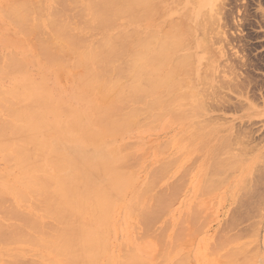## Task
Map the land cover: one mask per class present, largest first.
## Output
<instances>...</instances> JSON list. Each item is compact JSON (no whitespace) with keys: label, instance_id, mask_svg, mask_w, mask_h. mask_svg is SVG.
<instances>
[{"label":"rangeland","instance_id":"374dc122","mask_svg":"<svg viewBox=\"0 0 264 264\" xmlns=\"http://www.w3.org/2000/svg\"><path fill=\"white\" fill-rule=\"evenodd\" d=\"M6 1L9 4L5 3ZM10 1L13 2L15 0ZM39 1L44 7V10H42L43 7H41L42 5L39 3L40 9L42 8L41 11L43 12H41L42 17L39 15V21H42L45 25L43 26L45 31H43L46 32L48 31L46 22L47 18H49V10L52 8L51 5H56L54 7L58 9L61 7L59 4H62L58 2H63V0H44L43 2H41V0ZM153 1L156 3L153 7H159V9H151L153 10V12L151 11L153 14H157L155 15V19L154 15L149 11V16H153L152 18L147 16V19L137 20L138 23L135 22L131 27H133V29L137 28L139 31L142 29L144 32L156 28V32L151 31L154 34L156 33L154 35L155 39H159V37H161V32H163L165 29L167 30L170 28V32L177 30L174 33H177V37L181 41V46L178 47L180 50H175V52L170 50V52L167 54L168 60H172V62H174V58H181V55H184L185 57L183 56L181 60H184V64L182 63V65L180 62L178 69L181 71L183 70L181 69L182 66L184 70L186 67H188L185 71H187V74L190 72L189 75L192 77L189 75L187 76V74L186 76L183 75L182 77L181 75L184 74V71L181 73L177 71L178 69L175 67V71L173 70L171 72H174L175 74L177 73V75L169 72L167 69L170 67L168 65L171 64L168 60H166L168 67L166 66L167 68L162 70V74L164 72L167 73V76L164 77L170 78H167L168 81L165 78L167 81L166 83L169 82V84L165 83L163 85L164 87L162 86L159 89V94L149 95L146 100L149 101V99L154 96H160L164 99L162 100V103H160V106L158 107L159 104L153 105L154 108L151 106L152 109L148 108L146 111L145 109L147 105L144 107V105L139 103L138 106H140V108L143 110L141 111L143 112L142 115L144 114V117H142V115H134V119H136L137 116L142 117L136 119V123L138 122L137 125L136 123L135 125H133V123L129 124V126L132 125L130 128L126 126V130L122 129V133H118L117 136H115V134L114 137H108L112 133H108L109 135L105 134L107 135L106 137L102 135L104 142L106 141L113 147L117 148L119 155L125 156V160L127 161L125 162V165L129 163L132 165L130 164L131 167L121 166L122 168H120V170L125 173V176L123 177L124 183L117 191V194L112 193L114 187L107 183V180H109L108 178L102 177L98 178L97 182L94 181L96 186H101V184L107 185L109 194L112 193L113 195L111 197L112 201L109 202L105 209V218L101 221V223L100 221L96 220V226L99 228V230L100 227L103 229L97 231L100 235V242L98 243V246L100 247L98 256L103 255V252L104 256H101V258L98 257L95 264H105L106 260V262H108L107 264H119L118 262H120V259H123L121 260L122 262L126 257L128 258L125 259V264H131V262H129V258L131 259L135 255V258L137 259L138 257L142 263L146 262L144 264H175V262L178 263L180 260V264H236V262L237 264H242L240 257H238L240 260L238 258L235 259L237 256L242 254V252H239L241 250H243V253H245L243 256L245 259L243 258L242 260L247 261L246 264H264V0ZM11 2H8V0H0V10L2 13L4 7L1 5L6 4L9 6ZM44 2H46V4ZM191 5L192 7H190ZM188 7L190 8L188 9ZM74 8L75 7L70 9L71 12L76 10V8ZM184 10H189L187 11V17L185 14H183ZM203 10L206 12V16L203 15L205 13ZM1 12L0 14L3 15ZM71 12L67 15V10H65L63 15L69 17ZM208 14L210 16H208ZM1 15L0 57L3 61L7 59H3L6 57V54H8L7 57H11L13 54L24 56L26 67L23 69L25 71L24 73L13 74L9 77L7 74H4L5 80L0 77V89L3 88V90L8 91L11 89L14 82L18 81L19 84H23L20 86L19 89L21 90L19 91L30 92V83L39 85L41 82H44V84H46L48 87L46 88L45 86V91L53 98L54 104L59 105V102H71L73 105H76V97L73 93V83L76 82L80 71H78V68L76 67V69L74 66L69 68L72 64V61H70L71 58L68 56V58L62 63L55 62L54 64L52 62L54 65L51 63V65L49 63H45L46 65H49V67H44L40 64V62L35 61L36 53L33 52L36 51H33L34 47L30 45V43L34 45V37L32 35V37H28L30 34L28 35L18 32V29L15 28L13 24L8 23L7 20V22L4 21V17ZM201 16L203 17L201 18ZM176 18H179L180 22H176ZM182 22L184 23L183 25H181ZM188 23L192 26H190L192 30V32L190 31L191 34L189 33V30L187 31L185 29V25L189 26ZM181 26L184 28H179ZM14 28L17 29L15 34L13 33L15 31ZM167 31H164L163 33L169 34L170 32ZM22 34H25V36ZM87 34L88 33L85 35L90 36ZM186 36H188V38H192L190 40L191 44L187 43V39L184 42L183 39L187 38ZM7 37H9V40L6 39ZM26 37L31 39L26 41L24 40ZM90 38L94 39L95 36L92 35ZM8 42L12 44H9ZM13 51L15 53H13ZM179 53L181 57L178 56ZM178 60L180 59H177V61ZM66 61H68V63ZM57 63L62 67L58 65L59 68L57 67V69H55ZM65 64L68 66H64ZM174 64L175 63H173V65ZM63 67H67V69H63ZM53 69H55L60 74L57 73V76ZM75 69L78 72L75 71ZM41 70H44V78L43 75H41ZM194 73H197V75ZM71 75H73L72 77L75 78H71L70 80L69 78ZM172 75L175 76L173 77ZM200 76L202 78H200ZM184 77L187 79L185 82L182 81V79H185ZM59 79H61V81ZM174 80H178L179 85H177L178 82L175 83L176 81ZM201 80H203L204 83L203 81L200 82ZM24 83H28V86L25 87ZM202 83L206 88L201 86L203 85ZM170 84L176 88L175 90H178L176 93H171L172 95L169 93L173 90L167 94L165 93L166 95L169 94L168 96H170L166 97L164 96V92L166 90L169 91L168 87L171 86ZM185 84L187 85L185 86ZM189 86L191 87L189 88ZM200 86L202 88H199ZM162 88H164L165 91H163ZM200 91L201 93L204 91L205 94L203 92L202 96L201 93H198ZM185 92L189 97L192 96L189 99L187 98L190 103L193 100L191 104L195 103L194 105L201 106H198V108H194L197 106L190 107L189 101H185L186 98L184 99L179 96L182 98L180 99L178 97L180 94L185 95ZM174 93L176 94L175 99L172 98L174 101H178L179 99L183 100H179L181 106L180 109L177 107V110L171 109L174 108L173 106L176 103H178L175 101L176 103L171 105V102H174L170 98L174 96ZM192 93H195V96H193L194 94L189 95ZM196 96L201 97L202 99L196 98ZM194 99H199V101L203 100V102L199 103ZM186 102H188V104ZM196 102L198 104H196ZM162 104H164L166 108ZM168 104L170 105L168 106ZM184 104L188 107H184ZM177 106H179V104ZM181 107L190 109V113H188L187 110L181 109ZM192 108L195 109L196 112H194ZM199 108L202 111H200ZM191 110H193V113ZM141 111L138 113L141 114ZM153 112H158V115L156 114L158 116L156 117L157 119L155 118L153 120L152 117L156 116L155 113L153 115ZM146 114H148L147 116L150 117L148 118L145 116ZM43 115L49 119L48 121L50 123L48 121V123L45 122L46 125L43 126L44 128L42 127L39 129V131L37 130V139L35 137L30 139V143L28 142V147L33 151L32 158L38 160V162L41 163V169L44 170V168H46L45 171L50 172L52 167L49 165V162H47L48 159L46 160V158H49V155H51V152L54 149L56 151L62 149L60 148L57 150L55 147L57 145H61L62 147L64 146L63 149H65L68 146H71L75 139L79 138L77 134L73 133L67 128H64V132H61L62 128L59 127L60 122H64L65 124L66 120L65 113L62 109L59 111L47 109ZM170 115H174L172 118H177L180 115L181 116L180 119H178L179 117L177 119H172ZM2 116L3 113L0 110V117ZM160 117L163 118L160 119ZM150 120H152L151 124ZM147 122H149V126L146 124ZM47 124L51 125V127L49 125L48 127ZM190 126L193 128L191 129ZM211 127L213 129L212 131L209 130ZM208 130L209 132H207ZM197 136H200L202 139L204 138L205 140H203L207 141V144H209L211 147L209 145V147H201L200 144H202V146L205 144H203L204 142L199 140ZM191 140L196 141L193 143ZM222 141L225 146H216V144L219 145L218 142L221 143ZM121 143H125L126 147L123 145L121 146ZM190 143H193V145H189ZM207 144L205 146H207ZM6 145L9 147L10 144L8 143ZM38 146L40 148H38ZM198 146L201 147L202 150L200 148L197 150L196 147ZM34 148L40 149L41 152L38 154L41 153V156L36 154L38 150L35 151L36 149ZM210 148H214L212 149L214 155L216 156L214 157L218 158L215 160L218 163L215 162L216 164H212L211 166L210 160L212 159L213 154L210 153L209 156L207 155L208 151L212 152L210 151ZM34 152L35 154H33ZM202 152L204 153V156ZM211 155L212 157H210ZM206 156L209 158L206 159ZM237 156L239 157V160H235V162L237 161L238 163H233L234 158ZM40 157L42 161L41 159L39 160ZM0 158V172H2L0 175L5 176H0V189H6L7 184L17 181V179L20 177V173L14 169L12 164L11 166L13 168H11L10 165H7V163H5L6 160H3L4 158L2 155H0ZM215 158L212 159V163H214ZM223 162H225L226 165ZM5 164L6 167L4 166ZM161 164H164V166H161ZM157 165L160 168H155ZM216 165H222L223 167L220 166L218 169L216 168ZM169 167L170 169H167ZM130 168L134 169L131 170ZM212 170H214L213 173L211 172ZM151 171L153 172L150 173ZM158 171L163 173V177H161L162 173ZM153 173L154 176H159L153 177ZM13 176L17 179H12ZM212 176H216V179ZM3 178L7 179L5 180ZM88 178L91 179L90 177ZM147 178H154L157 180L156 182L153 181L154 179L151 180L153 182L152 184ZM8 179H12L10 180L11 182H7ZM146 179L147 182L150 181L147 183L149 187L146 188L149 191L146 190V194H140L139 197L136 194H138L139 191H142L144 186L147 187L144 185ZM207 179H212V181H209L210 183L206 184ZM169 183H171L173 186V190L171 189L172 186ZM211 183H214V185H211ZM199 186L200 189H198ZM204 189L207 190L206 193H204L206 191ZM131 192L133 194H131ZM153 193H159L161 195L155 196ZM149 194H153L155 199L156 197H162L163 199L165 198V200H161V203H158L153 197L150 198ZM7 196H9L14 206L21 207L24 205L20 204L26 203L24 201H19L12 194H8ZM137 197H139V199L141 198V202H139ZM5 198V201L10 200L8 197L7 200ZM157 200L159 201L160 199ZM137 201L139 202V205ZM153 201L156 202L155 205H157L159 209H156L157 207L154 204H151ZM9 202L3 203V206L8 207ZM6 203L8 204L6 205ZM28 203L30 204V209H28L36 212L31 206V203L29 201ZM89 205L92 206V204ZM145 206H147V208L150 207L151 210L150 208H144ZM140 207L144 208L145 210H143V218L145 221L141 220L142 213H140V216L136 213L137 208ZM89 208V214L91 215L92 212V218H96L98 212L94 209V211H91L92 207ZM153 210H155V213L157 211L159 212V210L160 212H157L158 215L157 213L153 214ZM145 213L150 214V216H152V214L157 215V218H154L156 216H152V221H149V218L151 219V217L147 215L149 217L147 221V216H145ZM4 219L6 218H0L1 221L8 222V220L6 221ZM42 219H45V217ZM142 221L144 224L147 223L148 226L147 224L144 225ZM222 235H224V237ZM227 235L229 238L225 237ZM173 238L175 239V243ZM23 244L24 243L11 245V247L13 251L20 249L18 252L21 254L26 252L25 254L27 256H25L28 258L33 259L36 257L34 260L42 259L44 255L46 257L49 256V258H56L52 257V254H49L47 250L39 247L38 245L32 246L31 243H25V245H28L25 246ZM103 245H107L108 247L106 246V248ZM168 245H171L170 247L172 248L168 247ZM103 247L105 251L102 250ZM27 251L29 252L27 253ZM248 252L249 254H246ZM2 253L3 252H0V264H10V260L12 262L11 257L7 256L6 253ZM38 254L39 257H37ZM129 254H131V257H129ZM163 257L166 258L164 259ZM178 258L181 259L178 261ZM226 258L230 261H228ZM155 261L159 263H156ZM134 262H136L135 259ZM123 263L124 262L121 264ZM243 264L245 263L243 262Z\"/></svg>","mask_w":264,"mask_h":264},{"label":"bare ground","instance_id":"6f19581e","mask_svg":"<svg viewBox=\"0 0 264 264\" xmlns=\"http://www.w3.org/2000/svg\"><path fill=\"white\" fill-rule=\"evenodd\" d=\"M43 1L44 0H41V2H43ZM45 1H47V0H45ZM59 1H62V0H59ZM160 1L162 2L164 0H160ZM165 1H167V0H165ZM189 1H191V0H189ZM8 2H11V1L8 0ZM5 3H7V1ZM39 3H40L39 0H15V1L11 2L9 6L6 4H5L6 6L1 5L4 7V10H2L3 13L0 10V12L3 14V15H1V14L0 15L4 17V19H3L4 21L7 20L8 23L13 24L15 26V28L18 29V32L25 33L28 35L30 34V36H28V37H32V36L34 37V45L35 46L32 45V43H30V45L35 48V49L33 48V51H36V52H33V53H36L35 54L36 55L35 61L40 62V64L43 65L44 67H46V66L49 67V65H46L45 63H49V64L50 63L55 64V62L62 63L63 61H65L68 58V56L71 58L70 61H72V64L70 65L69 68L74 66L75 68L76 67L78 68V69L76 68L78 71H80V74L78 73L79 75L77 76L76 82L73 83V89H74L73 93L76 97V105H73L71 102H66V103H64V102L60 103L59 102V105L54 104L53 98L51 96H49L45 91V86H46V88H48V87L46 84H44V82L43 83L41 82L39 85L29 82L30 88L29 87L28 88L30 89V92L19 91V90H21V89H19L20 86H22L23 84L22 85L19 84L18 81L14 82V84H13L14 86L12 85L11 89L8 91L3 90V88L0 89L1 90V92H0L1 109L0 110L3 113V116L0 117V155H2V157L4 158V159L2 158L3 160H6V162L5 161H3V162L7 163V165H10L11 168L14 167V169H16L20 173V177L17 176V177H19L18 179L15 178L14 176L12 178L15 180L17 179L16 182H11L10 180H12V179H8L7 182H11V183H9L7 185L5 184L6 189H0V211H1L0 218L3 217V218H6L4 220H6V221L8 220V222H3L0 220V252H3L2 254L6 253L7 256L11 257L12 262L10 260V262H9L10 264H95L97 262L98 257L101 258V256H104V252H103V255L100 254L101 256H98L99 248H100L98 246V243L100 242V235L97 231H100L103 229L100 227V230H99V228L96 226V220L100 221V223H101V221L105 218V216H106L105 209L108 206L109 202L112 201L111 200V197L113 196L112 193L117 194V191L122 187V185L124 183L123 177L125 176V173L120 170V168H122L121 166H123V167L124 166H128V167L130 166L131 167V165H132L129 162H128L129 164L125 165V162H127L125 160V156L119 155L117 148L113 147L111 144L107 143L106 141L104 142L102 137L103 136L106 137L107 135H109L108 133H110V134L112 133L108 137H110V136L114 137L115 134H116L115 136H117L118 133H122V129L126 130L125 129L126 126H128V128H130L132 126V125L129 126V124L133 123V125H135L137 118L144 117L143 116L144 114L142 115L143 110L140 108V106H138L139 103L144 105V107H145V105L148 106V107L146 106V109H145L146 111L148 110V108L150 109L151 106H152V108H154L153 105L159 104L158 107L160 106V103H162V100H164L160 96H154L151 99H149V101H146V100H147L149 95L159 94V91H160L159 89L168 81V79H170L168 77H164V76H167V73L164 72L162 74V70L167 68L168 66H170L167 70L169 72H171L175 68L176 69L179 68L180 62H181V64L184 62V60L181 61L184 55H181L182 56L181 57L180 53L178 54V56L181 58H174L175 59V61L173 60L174 62H172V60H168V55H167L168 52H170V50H173V52H175V50H177V51L180 50V48H178V47L181 46V41L177 37V33H174L177 30H173L172 32H170L171 31V30H169L170 28L167 29L169 31H167L166 29L165 30L162 29L165 32L166 31L170 32L169 34L168 33L165 34V33H163L164 32L163 31L160 34L161 37H159V39H155L154 35L156 33L154 34L152 32H156L157 31L156 28L150 29V30H147L144 32L142 29H140V31H139V29H137V28L133 29V27H131V26H133V24L135 22H137V20L147 19L146 17L149 16L150 13L153 12V10H151V9H153L154 8L153 6H155V4H156L153 0H63V2H58V3H62V4H59V5H61V7L58 9H56L54 7L56 5H51L52 8L49 10V18H47V22H46V26L48 28V31H46V32H44L45 29L43 28V26H45V25L43 24L42 21H39V19H40L39 15H40V17H42L41 14L43 13L41 11L42 8L40 9V4L42 5V3H40V4ZM44 3L46 4V2H44ZM54 3H55V1H54ZM175 3H177V2H175ZM7 4H9V3H7ZM57 6H58V4H57ZM164 6H166V5H164ZM41 7H43V5ZM73 7H75L76 10L71 12L70 9H72ZM190 7H192V5ZM190 7H188V9ZM154 9H159V7L154 8ZM198 9H199V7H198ZM42 10H44V7ZM65 10H67V15L71 12L69 17L63 15L65 13ZM185 10H184L183 14H185L187 17V11H189V10H187V11H185ZM149 11H150V13H149ZM153 15H154V19H155V15H157V14H153ZM203 15L206 16V12ZM208 16H210V15L208 14ZM149 17H151V16H149ZM202 17L203 16H201V18ZM203 20H205V19H203ZM177 21H179V18L178 19L176 18V22ZM183 22L181 23V25L184 24ZM139 23H140V21H139ZM144 26H146V25H144ZM190 26H191L190 24H189V26L185 25V27H186L185 29L187 31L189 30V33H190V31L192 32V30H191L192 26L191 27ZM182 27L183 26H181L179 28H182ZM189 27H190V29H189ZM17 29H15V31L13 32L14 34L17 31ZM187 31H185V32H187ZM142 32H144V33L141 34ZM86 33H88L87 35H90V36H86L85 35ZM189 33H186V34H189ZM25 34H22V35L25 36ZM92 35L95 36L94 39L90 38ZM185 35H184V37H185ZM28 37H26L27 39L25 38L24 40L27 41V40L31 39V38L28 39ZM182 37H183V35H182ZM186 37L187 38L183 39L184 42L187 39L186 40L187 43L191 44L190 40L192 38H190V37L188 38V36H186ZM8 38L9 37H7L6 39L9 40ZM188 41H190V42H188ZM5 42H7V41H5ZM9 44H12V43H9ZM16 45H18V44H16ZM190 48H191V46H190ZM13 53H15V52L13 51ZM181 54H183V53H181ZM190 54H191V52H190ZM13 55H15V54H13ZM13 55L11 57H7L8 54H6V57H4L3 59H5V58H7V59H5L3 61H2V58L0 57V77L2 79H4V77H5L4 74H7L9 77L10 75H13V74H20V73L25 72L23 70L26 67L24 56H21V55L13 56ZM39 55H40V57H39ZM172 58H173V56H172ZM177 59H180V60H178L179 62L177 61ZM166 60H168L172 66L171 65L167 66ZM2 62H3V65H2ZM66 62L68 63V61H66ZM173 63H175V64L173 65ZM40 64L38 63L39 66H40ZM58 65L59 64L57 63L55 69H57ZM176 65H178V66H176ZM59 66L62 67L61 65H59ZM64 66H68V65L65 64ZM182 67H181V69H183V70L180 69L181 71H179V69H178L177 71H179L181 73H182V71H184L183 72L184 74L181 75L183 77V75L186 76L187 71H185V70H187L186 68H188V67H186L185 70ZM65 68L67 69V67H63V69H65ZM55 69H53V70L56 72V74L59 73ZM76 69H75V71H77ZM36 72H38V71H36ZM43 72H44V70H41V75H43ZM171 73H174V72H171ZM189 73L187 74V76L189 75ZM194 74L197 75V73H194ZM1 75L2 76L4 75V76L2 77ZM175 75H177V73ZM175 75H172V76L174 77ZM57 76H58V74H57ZM72 76L73 75L70 76V78H69L70 80H71V78H73ZM189 76L192 77L191 75H189ZM12 77H10V78H12ZM43 78H44V75H43ZM57 78H59V77H57ZM165 78L166 79L168 78L167 81L165 80ZM184 78H185L184 80L182 79L183 82H185V80H187L186 77H184ZM200 78H202V77L200 76ZM59 80L61 81V79H59ZM64 80H66V79H64ZM174 81H176V80H174ZM202 81L203 80H201L200 82H202ZM175 83H177V85H179L178 80ZM203 83H204V81H203ZM27 84L28 83H26V84L24 83V86L25 87L28 86ZM166 84H169V82ZM187 84H185V86ZM170 85L171 86L168 87L169 91L166 90L167 92L164 90V88H162L163 91H165L164 96H166V97H170V96H168L169 94L172 95L171 93H173V92L176 93V91L178 90V89L175 90L176 88H174L172 84H170ZM2 86H4V85H2ZM201 86L202 87L204 86V88H206L204 84ZM201 86L199 88H202ZM25 87H24V89H25ZM190 87L191 86H189V88ZM28 88H26V89H28ZM192 89H193V87H192ZM185 90H187V89H185ZM198 90H201V89H198ZM2 91H4V92H2ZM170 91H172V92H170ZM186 92H185V95L178 93V94H180V95H178V97L181 96L184 99L185 98L189 99L190 97H192V96L189 97ZM203 92L204 91H202V93H201V91H200L198 93H201V95L203 96ZM165 93L166 94L169 93V94L166 95ZM175 93L173 94L174 96H172L170 98L174 102V103L171 102V105L172 104L174 105L176 102H178L176 104L177 105L179 104V106H177L175 104L173 106L174 108H171L173 110L174 109L177 110L176 109L177 107H179V109H180V106H181L180 101H183V100H180L182 98L179 97L180 101L175 100L176 101L175 102L174 101L175 96H176ZM204 94H205V92H204ZM189 95L195 96V93H192ZM98 96H99V98H98ZM198 96H200V95H198ZM172 98H174V99H172ZM196 98L200 99L201 97L196 96ZM186 99H185V101H189L188 99L187 100ZM199 99H194V100L198 101L199 103H202L203 100L199 101ZM192 102H193V100L191 101V103ZM186 103L188 104V102H186ZM189 103H190V101H189ZM191 103L189 104L190 107L197 106L194 108H198V106H201V105H194L195 103H193V104H191ZM196 104H198V103L196 102ZM162 105H164V104H162ZM169 105L170 104H168V106ZM164 107H165V105H164ZM184 107L187 108L188 106L185 105ZM184 107L183 108L181 107V109L187 110L188 113H190L189 112L190 109H186ZM47 109H53L55 111H59L62 109L63 112L65 113L66 120H65V124H64V122H60L59 127L62 128L61 132H64V130H65L64 128H67L70 131H72L73 133L77 134V136L79 138V139H75L74 143L65 149H63L64 146L62 147L61 145H57L55 147L57 150L60 148H62V149H60L59 151H56L54 149L51 152V155H49V158L48 157L46 158V160L48 159L47 162H49V165H51V167H52V170L50 172L45 171L46 168H44V170L41 169V167H40L41 163L38 162V160H35L32 158V152L33 151L28 147L29 140L34 138V137L36 138V136L38 135L37 130L39 131V129H41L44 125H46L45 122L46 123L49 122L48 121L49 119L45 115H43ZM139 110L140 111L142 110L141 114L138 113V112H140ZM193 110H194V112H196L195 109H193ZM193 110H191V112ZM200 111H202V110L200 109ZM150 112H151V110H150ZM158 112H153V115H154V113H155V115L156 114L158 115ZM197 112H198V110H197ZM135 113H138V114H135ZM134 115H139V116L142 115V117L137 116V118L134 119ZM147 115L148 114H146L145 116H147ZM157 115L155 117L151 116L153 118V120L156 117H158ZM173 116L170 115L171 118ZM180 116H178L179 118L178 117L177 118L180 119ZM59 117H60V115H59ZM147 117H145V118H147ZM163 117H160V119ZM45 118H47V119H45ZM177 118H172V119H177ZM167 120H168V117H167ZM184 122H182V123H184ZM137 123H136V125H137ZM143 123H145V122H143ZM148 123L149 122H147L146 124L148 125ZM151 123H152V120H150V124ZM156 124H157V122H156ZM48 125L49 124H47V126ZM49 126L51 127V125H49ZM198 126H196V127H198ZM192 128L193 127H191V129ZM209 130L212 131L213 130L212 127L209 128ZM209 130L207 132H209ZM113 132H116V133H113ZM36 133H37V135H36ZM105 134H107V135H105ZM183 135H181V136H183ZM65 137H67V136H65ZM179 139H180V136H179ZM198 139L202 140V142H204L203 144H205V145L207 144V141H204L205 140L204 138H203L204 139L203 140L199 136ZM60 140H61V138H60ZM196 140H194V141H196ZM194 141H192V142L194 143ZM8 143L10 144L9 147H8V145H6ZM125 143L124 144L121 143V146L123 145L126 147ZM193 143H190L189 145H191V144L193 145ZM218 143H219V145L216 144V146H220V145L225 146L223 144V141L221 142L222 144L220 142H218ZM31 144H34V143H31ZM130 145H131V143H130ZM189 145H186V146H189ZM205 145L202 146V144H200L201 147H209L210 146L209 144H207V146H205ZM201 147L198 146L196 148L198 150L199 148L201 149ZM38 148H40V147L38 146ZM38 148L37 149L34 148V149H36L35 151L38 150V152H36V154L38 156H41V153L38 154L39 152H41L40 149H38ZM212 149H214V148H212ZM212 149L210 151H212ZM43 150H44V148H43ZM124 150H125V148H124ZM207 150H209V149H207ZM129 152H131V151H129ZM199 153H201V152H199ZM210 153L213 154V157H212V155L210 156V157H212V159L216 157L214 155L213 151L212 152L208 151L207 155L209 156ZM33 154H35V152ZM203 156H204V153H203ZM208 156H206V159L209 158ZM36 158H38V157H36ZM235 158L233 160V163L235 162V160H239L238 156ZM40 159H41V157L39 158V160ZM216 159H218V158L214 159V163H212L213 160L212 161L210 160V162H211V163L209 162L210 166L212 164L215 165L216 163H218L215 161ZM41 161H42V159H41ZM220 162H222V161H220ZM172 163H173V161H172ZM223 163L226 165L225 162H223ZM11 164L13 167L11 166ZM231 165H233V164H231ZM4 166L6 167V164ZM161 166H164V164H161ZM220 166H222V165H216V168L219 169ZM237 167H239V166H237ZM155 168H160V167H158V165H157V167H155ZM8 169H9V167H8ZM132 169H134V168H132ZM167 169H170V167ZM248 169H249V167H248ZM156 170H160V169H156ZM213 171L214 170H212L211 172L213 173ZM152 172L153 171H151L150 173H152ZM158 172L162 173L161 171H158ZM0 173H2V172H0ZM202 174H203V172H202ZM3 175H4V173H3ZM130 175H131V173H130ZM0 176L5 177L2 175H0ZM152 176L156 177L159 175L154 176V173H153ZM1 177H0V179H1ZM88 177H90L91 179H89ZM102 177L109 179V180H107V183L114 187V190L112 193L109 194V192L107 190V185H103V184H101V186L95 185L94 181L97 182V179L102 178ZM161 177H163V173H162ZM212 177H215V179H216V176H212ZM3 179L6 180L7 178H3ZM147 179H149L151 181L154 178L153 179L147 178ZM147 179L144 182V185L147 186V187L144 186L145 191L143 188H142V191H139V193L137 192L138 190L136 191L138 193L136 195H138L139 197H140V194L141 195L143 193L146 194V192L149 191L148 189H146L149 187L147 185V183L150 182V181L147 182ZM156 180L157 179H154L153 181L156 182ZM209 181L211 182L212 179L211 180L207 179L206 184H209L210 183ZM151 183L153 184L152 181H151ZM151 183H149V184H151ZM169 184L171 185V183H169ZM154 185H156V184H154ZM211 185H214V183L213 184L211 183ZM137 186H138V184H137ZM205 186H204V188H205ZM171 189L172 190L174 189L173 186ZM198 189H200V186L198 187ZM204 190H206V189H204ZM151 191H152V189H151ZM157 191H159V190H157ZM164 192H166V191H164ZM206 192H207V190L204 193H206ZM208 192H209V190H208ZM204 193H202V194H204ZM8 194H12L19 201H21V202L24 201L26 203L20 204V205H24L21 207L14 206V204L11 202V199L9 198V196H7ZM131 194H133V193L131 192ZM153 194H149L150 198L153 197L155 199ZM154 195L158 196L161 194L155 193ZM7 197L10 200H7ZM139 197H137V198L139 199ZM4 198L7 201H5ZM161 198L156 197L155 201L159 203L161 200H165V198L164 199L163 198L161 199ZM157 199H160V200L158 201ZM4 201L5 202L10 201L11 203L9 202L8 207L7 206L4 207L3 206V203H5ZM28 201L31 203V206L34 208V210L36 212L29 210L30 204L28 203ZM139 202H141V198L139 199ZM139 202H138V205H139ZM153 202L151 204L155 205L156 202H154V203ZM7 204L8 203H6V205ZM89 204H92V206H90ZM154 205H152V206H154ZM155 206L157 207L156 209H159L157 205H155ZM89 207H92L91 211L95 210L98 212L97 216L95 215L96 218H92V212H91V215L89 214V211H88ZM144 208H147V206H145ZM144 208H141V207L137 208V211H136V213L139 214V216H140V213H142L141 214V216H142L141 220H144V218H143L144 217L143 212L145 211ZM149 208H147V209H149ZM154 208H152V209H154ZM128 209H130V208H128ZM138 209H140V210H138ZM150 210H151V208H150ZM138 211H139V213H138ZM146 211L149 212L148 210H146ZM154 211L155 210H153V212ZM129 212H131V211H129ZM159 212H160V210H159ZM156 213L154 212L153 214H156ZM158 213H157V215H158ZM153 214H152V216L153 217L156 216L154 218H157V215H153ZM147 215H149V217H151V219ZM145 216H147L146 217L147 221H148V218H149V221H152V216H150V214L145 213ZM43 217H45V219H42ZM142 223L144 224L143 221H142ZM146 224L147 223H145L144 225H146ZM99 225H101V224H99ZM150 225H151V223H150ZM147 226H148V224H147ZM106 230H107V226H106ZM228 235L225 237H228ZM222 236L224 237V235H222ZM229 237H230V235H229ZM173 240L175 243L174 238H173ZM21 243H24L23 245H25V243H31L32 246L38 245L39 247L47 250V252L49 254H52V257H56V258H49V256L46 257L44 255V257L42 259L34 260V258L36 259V257H34L33 259L28 258V257H26L27 256L25 254L26 252L22 253V254L19 253L18 251H20V249L17 251H13L11 245H16V244H21ZM103 244H104V242H103ZM17 246H15V247H17ZM103 246H105V245H103ZM170 246L168 245V247H170ZM122 248L125 249L124 247H122ZM170 248H172V247H170ZM129 249H131V248H129ZM214 249H216V248H214ZM25 250H30V249H25ZM102 250H104V247ZM128 251L131 252L130 250H128ZM164 251H166V250H164ZM28 252L29 251H27V253ZM173 252H174V250H173ZM239 252H242L243 255L242 254L239 255L235 259L240 257L241 263L243 264V262H244L246 264L247 261L242 260L244 258L243 256L245 253H243V250H241ZM249 252L246 254H249ZM162 253H164V252H162ZM170 253H171V251H170ZM224 253H226V252H224ZM31 254H33V253H31ZM121 256H123V255H121ZM135 256H133L131 259L129 258V262H131V264H135V263L136 264H140V263L144 264V263H146V262L142 263V261L139 260L138 257L136 259ZM225 256H226V254H225ZM37 257H39V254L37 255ZM129 257H131V254H129ZM40 258H41V256H40ZM126 258H128V257H126ZM126 258H124V261H122V262H124L123 264H125ZM134 259L136 260V262H134ZM164 259H163V261H164ZM180 259L178 258V261ZM39 260H41V261H39ZM121 260H123V259H120V262H118L119 264L122 263ZM106 261H105V264L108 263ZM108 261H109V259H108ZM228 261H230V260H228ZM179 262L178 263L175 262V264L176 263L180 264L181 262L180 263ZM126 263H128V262H126ZM156 263H159V262H156ZM231 263H232V261H231ZM236 264H237V262H236Z\"/></svg>","mask_w":264,"mask_h":264}]
</instances>
